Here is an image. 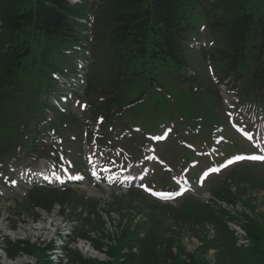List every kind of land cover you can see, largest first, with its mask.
I'll list each match as a JSON object with an SVG mask.
<instances>
[{
    "label": "trees",
    "instance_id": "16d2710c",
    "mask_svg": "<svg viewBox=\"0 0 264 264\" xmlns=\"http://www.w3.org/2000/svg\"><path fill=\"white\" fill-rule=\"evenodd\" d=\"M81 1L80 5L70 6L65 0H0V163L11 156L36 153L37 125L47 107L42 100L53 91L50 74L75 72L73 65H64V53L82 39L87 43L81 31L89 30L91 37L88 44L91 42L92 62L83 88L90 120L102 115L105 125L110 126L120 113L126 122L128 117L137 119L140 113L150 114L152 109L159 118L170 119L160 115L168 105L159 94L165 91L179 110L177 113L187 115L191 111L188 115H204L209 125L219 124L212 113L219 105L214 86L197 84L204 102L182 88L190 81L184 43L188 35L196 33L191 32L195 16L216 36V48L208 59L236 84L234 91L239 101L264 107V0ZM88 11L93 17L89 29L77 22L86 20ZM145 114L138 125L147 122H142ZM67 119L56 113L58 131ZM6 136L16 138L10 142ZM227 182L234 184V192ZM251 187L264 190L251 169L239 168L214 188L215 200L222 204H204L191 197L176 209L154 203L149 208L147 230L142 229V224L133 225V220L118 225L114 246L105 252L109 261L83 259L70 253V264H264V211H257L253 198L248 197ZM48 192L36 189L29 194L28 202L49 210L54 202L63 201L62 194ZM126 198L127 204H112V208L127 207L135 215L144 211L145 204H133L136 199L141 203L147 200L140 193L130 191ZM262 199L264 202V196ZM236 205L242 207L241 211L234 209ZM84 206L103 229L94 210L96 204L89 201ZM118 213L123 216L120 210ZM164 213L171 222L180 220L202 231L211 226L213 237L206 238L203 231L199 248L188 253L173 235L160 233ZM230 224L243 232L241 240L245 244H238ZM100 234L99 240L110 238ZM78 238L88 237L83 231ZM92 245L97 250L101 248L99 241ZM19 251L35 256L38 264H49L45 250L8 243L9 256Z\"/></svg>",
    "mask_w": 264,
    "mask_h": 264
},
{
    "label": "rangeland",
    "instance_id": "374dc122",
    "mask_svg": "<svg viewBox=\"0 0 264 264\" xmlns=\"http://www.w3.org/2000/svg\"><path fill=\"white\" fill-rule=\"evenodd\" d=\"M192 25H193V31H195L196 29H200L202 22L200 20V18L198 16H195L194 18H192ZM195 32L192 33V36H194ZM201 37L203 38V40H205L206 42L211 43L212 42V38L208 37L207 33L204 32L201 34ZM184 53L186 55V59L188 61L189 66L194 70V72H196L198 75L200 76H205L206 73V68L207 65L211 66L214 69L215 73H218L219 71V67L218 65H216L214 63V61H209V60H204L202 59L199 54H195V53H190L186 48L184 49ZM69 60H71L72 62L76 63V58L75 57H68ZM227 89H220V95H221V100H222V108L220 111H218V115L221 118V122L224 124V126L227 129L226 134H223V136L228 139L227 143L225 144V146H229L231 147V153H239V152H254L252 149L254 148L253 143L257 142V139L255 137H258L257 134H254L253 132H251L250 130H247V128H255V129H260L262 131V133H264V122L262 121V119L260 117H257L256 115H251L249 114V116H247L246 114L244 116H241L240 118L236 119V122L239 124H242L239 126L240 129L246 131V132H251L254 134V136H251L252 140L251 141H243L241 140L239 137H237L234 133H232L229 129L228 123L226 126V122H227V118L225 116V112L226 111H230V106L234 105L236 102L235 96L230 93L227 94L225 91ZM76 96L80 99H82V95H81V90H78L76 92ZM75 99H72L71 104H72V111L74 113L75 119H76V125L79 126L80 128V132H84L86 131L88 128H90V131H93L97 134H101L99 128H97L96 126H92L89 122L86 121V119L83 116V112L81 111V109L79 108V103L77 101H74ZM52 101V100H51ZM79 101V100H78ZM80 103L83 101H79ZM240 110V109H239ZM161 114H169V112L164 113L166 110L162 109ZM242 111V110H240ZM241 114V113H240ZM175 121H177V119H174ZM198 120L200 121L201 119L198 118ZM179 122V121H178ZM155 123L157 125H160V123L158 122V120H155ZM159 123V124H158ZM175 126L176 129V124H168V126ZM123 129H126L128 132L130 133H123V132H118L117 133H113L111 132L109 134V136L107 137L109 140L112 139V143H115L116 146H118V148H123L127 151V153L129 155H137L139 156V158H141L143 155L145 156L147 153V149H145L144 153H143V148L145 142V137H144V132H142L140 130L139 133H137L138 135L141 136L142 141L138 142V144L140 145L139 148H137V145L134 143H128L126 144L125 142L128 141L127 139H130V134L132 136H134V132L131 131V129L129 128H125L123 126ZM174 129V130H175ZM121 129H119L120 131ZM110 131V130H109ZM198 131V130H197ZM93 133V134H95ZM196 133V132H195ZM155 134H160V132H156L153 133L152 135L155 136ZM72 134H69L67 136H65L63 139L66 141H72L74 140V137L71 136ZM43 139L42 141L45 143H49L51 142L53 139L51 138V136H49V134H45L44 136H42ZM95 137H93L92 141L95 142ZM140 139V140H141ZM210 139L204 137V139H202V141L208 142ZM80 140V144L77 143V140L75 141L76 144H78L79 146L78 149L76 150L74 148L73 145H75L73 143V145H67L65 146V149H62L65 153L63 155H65L68 159H65V161H68L69 163H71V165L73 166L74 170L73 172L75 174H78L81 179L80 182L74 185H69L67 187H64L63 189H61L64 193L65 192H69V196L68 199H64V203H69L68 206H71V203H73V206H75L76 204H84V202H86L87 200L90 201H95L97 202V204H99L98 208H100L102 211L104 212H108L110 214V225L106 223V225L104 226L103 232H105V230L110 234V231H108V227L110 226L113 234L116 232L117 228H118V224L123 222L126 223L128 220H133V225L135 223H140L144 224L142 225V229L145 231L148 229L150 223V215H148V213H150L149 208H151L154 204L153 202H155L152 199H147L145 201V203H141L140 200H134L133 204L136 202L139 204H145L146 207H144V211H142L140 214H134L133 210H130L129 208H117V209H113L112 208V204H127V199H125V195H126V190L127 188L131 187L128 185H126L125 187L122 188H109L107 186H103L101 182L98 181H94L93 180V174L97 173V170H101V171H106L104 169L108 168V165L99 161V160H92L91 159V155L94 153V142L93 144H88L85 145L84 144V136L83 139H79ZM174 138H170L167 140L166 143L157 146V149L159 150V156L163 157V161L164 163L171 167V169H169L170 171H174L179 169L180 166V160L183 157V153L184 150L182 148H180V143H174L173 142ZM258 140H260L258 138ZM231 143H235L237 146H231ZM59 142H55L53 143V146L58 145ZM197 144V143H196ZM64 145V144H63ZM62 145V146H63ZM199 145V144H197ZM208 145V144H207ZM158 155V154H157ZM206 158H203V160H193L191 163L186 164L187 166H184L185 168H182L180 170V173L177 174H173L172 172L169 171L168 175L163 174V169L164 168H156L157 166L155 165H151V172L150 175L148 177V185L149 187H152L157 193H172L175 191L177 184L179 183L180 179L184 176L189 177V180H193V184H192V191L190 194L184 196L183 198L176 200L174 202H166L165 204H160L163 206H168V207H172V208H177L179 204L182 203V201L185 200H189L188 198H190L189 196H191L194 199H198L202 202H207L208 204H212L210 202V200L213 199V190L214 188H216L217 186H219L221 183H223L226 179H227V175L232 171L237 169V167L231 168L225 172H223L222 174H220L217 177H210L206 183L205 180L203 179V177L205 176L203 174V171L205 169H207L208 167H211L212 164L210 161H208ZM21 160H23L18 166L17 168L20 170V173H25V174H33L36 173V171L39 169L43 170V166L45 167L46 170L48 169H53V172L56 176L59 175V167H63L61 164L62 163H58L56 166L55 165H51V163H48L46 161L43 160H39L37 157L35 158V156H32L28 159H23L20 158ZM26 160V161H25ZM108 163H111V160H106ZM80 164H79V163ZM117 159H115L113 161V163H116ZM141 164H136V165H130L128 166V171H127V175L124 176L125 181L128 182V180L130 178H135L136 176L133 174V172H138L140 171V166ZM245 166H248V168H252L254 173H256V175L258 176V180H262L263 181V185H264V164H256V165H250V164H245ZM14 167H16L15 164L11 163L9 165H7L6 168L13 170ZM186 167L191 169L192 167L194 168V170H191L192 174H196V178L192 179V176L190 177V175H184V173L186 172ZM201 171V172H200ZM73 172H71V178L73 176ZM81 175H83L84 177H82ZM175 176V177H172ZM70 177H69V181H70ZM94 177L99 178L100 180H104L106 179V177L100 174H96ZM12 178V177H11ZM17 176L14 175L13 178L8 182V184H6V188L3 189L4 190V199L1 198L0 201H2L3 204H0L1 206H8L9 209H12L14 211H17L18 206L20 205L21 207L25 206V204H19L20 203V196L23 195V191H15L12 189L11 182L12 181H16ZM173 178V179H172ZM169 181V185L168 187H163L161 186V184H164V181L167 180ZM118 182V181H116ZM176 183V186H174L173 183ZM200 183V184H199ZM152 184V185H151ZM202 185V186H201ZM201 186V187H200ZM204 186V187H203ZM203 187V188H202ZM233 189V185L231 186ZM202 188V189H199ZM248 197L253 198L256 207H257V211H264V202L262 201L263 196H264V190L255 187L253 189H250L249 192L247 193ZM212 197V198H211ZM76 198H78L77 202H73ZM3 199V200H2ZM208 199V200H207ZM116 200H119V202L117 203ZM207 200V201H206ZM215 203V202H214ZM111 204V205H110ZM159 205V206H160ZM20 207V208H21ZM24 208V207H23ZM72 208V206H71ZM230 211L233 208H227ZM234 209H236L237 211L240 210V207L234 206ZM72 210L74 211V207L72 208ZM118 210H120L122 213V217H120ZM84 211V210H83ZM165 211V210H163ZM86 212L87 216H89V214ZM83 213V212H82ZM130 214V215H128ZM128 215V216H127ZM132 215V216H131ZM164 217L161 216V220H160V224H159V230L161 231L160 233L162 235L165 236H170L173 235L176 240L178 241V244L183 247V249L188 252H194L197 248H199L200 244H199V239L202 236V231L201 228H196L192 225H187L182 223L180 220L177 222H171L169 220H167L168 218V214L164 213ZM87 217L84 218V220L80 221V224H78L77 226V232H80L84 225L87 226L86 232L89 234V232L92 231H96V232H100V229L98 228V226L96 225V217L95 216H91L89 220V222H85V219ZM142 219L144 221H142ZM141 220V221H139ZM119 222V223H118ZM93 227H96L93 228ZM209 229V233H210V227H207ZM205 232V231H204ZM212 234L210 233V236ZM195 249V250H194ZM83 256V255H82ZM85 256H89V255H84L83 258Z\"/></svg>",
    "mask_w": 264,
    "mask_h": 264
},
{
    "label": "clouds",
    "instance_id": "9594fccd",
    "mask_svg": "<svg viewBox=\"0 0 264 264\" xmlns=\"http://www.w3.org/2000/svg\"><path fill=\"white\" fill-rule=\"evenodd\" d=\"M30 228L29 227H24L22 229H18V237L21 238L20 241L16 242V243H12V244H19L20 248H24L25 245H28L30 247H32L33 249L35 250H40V248H38L35 243H33L31 241V235H29V231ZM33 230L35 231H39V232H43L45 234H48V233H51V230L47 227H36L34 228ZM86 232V231H84ZM86 234L88 235V233L86 232ZM110 238H112L113 236L111 235H108ZM94 239L92 241H89L88 239H78L77 240V243H78V246L75 247L76 251L80 254V256H84V255H89V256H85L83 259H86V257H88V259H91V260H98L100 262H106V261H109V259H106V258H103V256H100L97 254V252L100 250H97L93 247L92 243L93 241H99L102 244H105V243H102L101 240L97 239L99 237H93ZM87 248V249H85ZM84 249V251L82 250ZM45 255H48V253L46 252L45 250ZM33 255H30V254H27V253H24L22 251H19L18 253H16V255L14 256H9L7 254V252L3 255H1V258H3L4 260V263L0 262V264H11L12 263V259H14L15 261H18V264H28L27 262L30 261L33 262V258H32ZM47 258V261L49 262V264H57V261L55 262V260H48V257ZM36 261H37V258H36ZM16 264V263H15ZM38 264V263H36ZM67 264H70V262H68Z\"/></svg>",
    "mask_w": 264,
    "mask_h": 264
},
{
    "label": "snow or ice",
    "instance_id": "6c2138e0",
    "mask_svg": "<svg viewBox=\"0 0 264 264\" xmlns=\"http://www.w3.org/2000/svg\"><path fill=\"white\" fill-rule=\"evenodd\" d=\"M236 160H241V159H250V160H264V156H259V155H255V156H248V157H243V156H237L235 158ZM13 184L15 183L14 181L12 182ZM154 195L160 196L162 198H172V194L170 193H153ZM179 194V193H177Z\"/></svg>",
    "mask_w": 264,
    "mask_h": 264
},
{
    "label": "bare ground",
    "instance_id": "6f19581e",
    "mask_svg": "<svg viewBox=\"0 0 264 264\" xmlns=\"http://www.w3.org/2000/svg\"><path fill=\"white\" fill-rule=\"evenodd\" d=\"M85 249H87V248H85ZM83 251H84V249H82Z\"/></svg>",
    "mask_w": 264,
    "mask_h": 264
}]
</instances>
